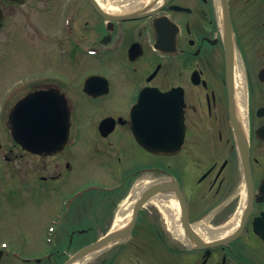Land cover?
<instances>
[{
	"label": "flooded vegetation",
	"instance_id": "1",
	"mask_svg": "<svg viewBox=\"0 0 264 264\" xmlns=\"http://www.w3.org/2000/svg\"><path fill=\"white\" fill-rule=\"evenodd\" d=\"M99 1L108 0H0V212L19 188L36 194L67 181L90 135L109 176L172 189L94 264H264V0H226L232 37L221 0H112L129 4L123 18ZM35 33L57 54L55 73L25 71ZM154 88L168 92L167 105L138 101ZM46 90L67 116V140L53 155L14 137L26 116L19 101ZM64 116L54 112L60 131ZM123 141L135 154L120 153ZM162 143L166 154L143 146ZM55 227L51 241L41 235L44 257L21 258L0 240V264H62L77 229L57 241Z\"/></svg>",
	"mask_w": 264,
	"mask_h": 264
},
{
	"label": "rangeland",
	"instance_id": "2",
	"mask_svg": "<svg viewBox=\"0 0 264 264\" xmlns=\"http://www.w3.org/2000/svg\"><path fill=\"white\" fill-rule=\"evenodd\" d=\"M55 56L57 54L50 52L44 45V41L41 42L37 35H31L25 71H28L31 75L44 72L55 73L54 71L60 69L59 66L54 64ZM95 142L90 135L80 141L76 148H83L81 154L83 162L78 165L67 181H61L55 189L46 188L36 194L32 190L21 191L19 188L18 191L13 193V202L8 209V213L0 212V240L7 239L12 246L20 248L24 252L20 253L21 258L26 256L28 258L41 257L43 254L48 253V251L44 252L46 246L41 235L46 229L49 219L53 218L55 213H58L61 217L63 216L57 239H60V236L67 239V236L71 235L70 231L75 226H83L84 223H90L94 227L93 237L100 236L105 227L112 226L110 219L107 218L109 215H113L115 209L110 210V212L107 211L106 206L109 205L110 199L102 192L101 188L93 189L87 194L71 197L74 191L82 187V183L90 179H99L101 183H114L113 178L115 176L111 178V175L108 174L110 170L105 173L102 169L101 159L103 155L95 150ZM121 146L120 153L124 155L135 154L134 149L127 141H123ZM125 161L126 159L123 158L118 171L125 167ZM107 184L100 186L112 187V185ZM65 196L69 201L64 205L60 202L62 197ZM124 203L125 199L116 208V214ZM146 207L150 208V203ZM90 237L91 235L88 233L82 236L74 232L73 235L77 245L86 242ZM47 248L50 249V246H47ZM56 252L58 253V250ZM27 253L28 255H26ZM88 263H95V261L90 260Z\"/></svg>",
	"mask_w": 264,
	"mask_h": 264
},
{
	"label": "water",
	"instance_id": "3",
	"mask_svg": "<svg viewBox=\"0 0 264 264\" xmlns=\"http://www.w3.org/2000/svg\"><path fill=\"white\" fill-rule=\"evenodd\" d=\"M223 13H225L226 23L230 25L229 20H228V15H227V7L224 3H223ZM0 19H1V14H0ZM154 97H157L158 99H162L165 97V94L164 95L157 94V95H154ZM159 103L161 102L159 101ZM50 106L51 105L48 103H46L45 105L36 106L35 110L33 111V117H31L29 120V129L31 130L30 140L32 144L31 145L32 151H35V152L41 151V153L52 154L57 149H59L64 142L63 136L53 139L54 137H51L48 133L47 122L49 120L48 114L50 111L49 110ZM44 110H45V115H44ZM44 124L47 126L45 128L46 130L45 137H43L44 131H42V133L40 134L38 131V127H42ZM44 139L46 140V143L43 142ZM51 139L54 140L52 143L50 142ZM166 189H167L166 184L165 185L163 184L154 185L146 189L142 193V195L135 201L133 208H132L131 220L124 229L114 231V232H109L108 234H105V236H103L102 238L82 247L63 264H72L75 260H77L78 258H81L82 256L88 253L94 252L102 247L107 246L108 244L118 242L119 240H122L125 237H127V235L129 234L133 226L136 213L140 205L144 203L146 200H148L153 194L165 191Z\"/></svg>",
	"mask_w": 264,
	"mask_h": 264
},
{
	"label": "bare ground",
	"instance_id": "4",
	"mask_svg": "<svg viewBox=\"0 0 264 264\" xmlns=\"http://www.w3.org/2000/svg\"><path fill=\"white\" fill-rule=\"evenodd\" d=\"M149 0H144V3H147ZM101 7L104 9V11L110 15H122L124 14L127 10H130V7L128 6V3L125 4H120L117 1H112L108 0L106 2L99 1ZM150 183V181L146 178H142L137 180L133 185L132 188L128 194V196L125 199V203L123 204L122 208L119 210V212L116 214L114 222H113V227L111 231H115L117 229H121L123 226L121 223L126 222L128 220L129 215H130V206L136 198L139 196V194L142 192V190ZM152 201L161 202V199L158 198L157 196L151 198ZM174 204V202H173ZM176 213V212H175ZM178 212L176 213V215ZM123 221V222H122ZM104 247L88 253L72 264H87L100 250H102Z\"/></svg>",
	"mask_w": 264,
	"mask_h": 264
}]
</instances>
